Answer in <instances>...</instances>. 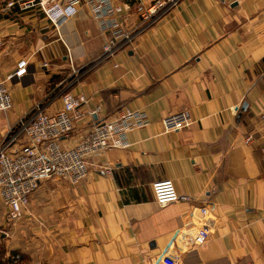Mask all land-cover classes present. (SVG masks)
<instances>
[{
	"label": "crops",
	"instance_id": "1",
	"mask_svg": "<svg viewBox=\"0 0 264 264\" xmlns=\"http://www.w3.org/2000/svg\"><path fill=\"white\" fill-rule=\"evenodd\" d=\"M70 1L36 0L28 11L0 13V82L12 99L0 115L1 134L37 104L56 112L67 92L85 103L70 139L61 141L65 148L93 120L113 119L124 108L149 124L127 134L128 147L90 157L92 171L77 185L42 180L6 241L5 260L160 264L191 209L204 204L218 230L180 264H264V0H180L146 28L141 13L155 0H111L132 41L119 38L109 59L103 47L110 33ZM22 61L25 74L5 81ZM182 111L190 125L165 132L163 119ZM162 180L188 201L160 207L151 186Z\"/></svg>",
	"mask_w": 264,
	"mask_h": 264
},
{
	"label": "built area",
	"instance_id": "2",
	"mask_svg": "<svg viewBox=\"0 0 264 264\" xmlns=\"http://www.w3.org/2000/svg\"><path fill=\"white\" fill-rule=\"evenodd\" d=\"M179 1L155 0L141 13L144 28L170 12ZM81 3L87 7L99 31L110 33V39L103 47V59L111 58L119 49L116 43L119 38H123L125 43L132 41V37L120 27L118 16L121 14V7H115L111 0H71L69 6L73 8ZM35 5L36 0H10L6 3L5 9L9 11L17 7L19 11H28ZM38 5L48 16L45 4L40 1ZM25 71V62L22 61L5 81L20 78ZM72 72L74 77H78L79 70ZM61 100L62 107L56 112L46 113L41 105L37 104L32 113L9 128L7 134L3 135L0 132V201L9 222L20 220L27 214L30 198L42 180L55 178L73 186L77 185L92 171V165L88 162L90 157L98 156L110 149L128 147L127 134L149 124L147 117L140 111L124 108L113 119L93 120L75 144L71 148H65L61 141L70 139L74 122L81 114L78 108L85 103V98L67 92L62 95ZM11 107V94L5 82H0V115L9 111ZM98 113L99 108H96L90 115L97 116ZM259 123L264 131V111L259 115ZM162 124L164 131L170 133L188 127L190 120L182 111L167 116ZM20 141L22 143L14 147ZM262 151L264 152V146ZM103 171L110 174L111 170L104 166ZM151 190L154 201L160 207L188 201V197L177 193L171 180L156 181L152 184ZM217 230L218 218L213 209L204 204L194 206L187 223L174 233L159 263L180 264L185 255L204 246ZM20 258L19 255H14L10 261L16 263Z\"/></svg>",
	"mask_w": 264,
	"mask_h": 264
},
{
	"label": "rangeland",
	"instance_id": "3",
	"mask_svg": "<svg viewBox=\"0 0 264 264\" xmlns=\"http://www.w3.org/2000/svg\"><path fill=\"white\" fill-rule=\"evenodd\" d=\"M8 1H10V0H0V13H3L5 11V5ZM16 1H18V0H16ZM19 1H26V0H19ZM2 218H4V219L2 220L3 225H1V223H0V247H3L4 251H5V248L8 246V243L6 241L12 240L13 230H15L16 227H18L19 225H21L22 222H24L26 215L24 217H22L20 220L9 222L6 219V212H5V216L3 214L0 215V219H2ZM10 258H7L6 264H9L8 261Z\"/></svg>",
	"mask_w": 264,
	"mask_h": 264
},
{
	"label": "trees",
	"instance_id": "4",
	"mask_svg": "<svg viewBox=\"0 0 264 264\" xmlns=\"http://www.w3.org/2000/svg\"><path fill=\"white\" fill-rule=\"evenodd\" d=\"M4 248L3 247H0V264H6L7 263V260H5L4 258Z\"/></svg>",
	"mask_w": 264,
	"mask_h": 264
}]
</instances>
